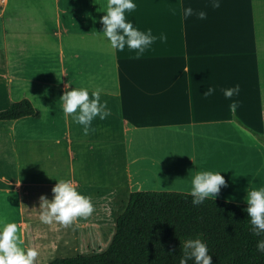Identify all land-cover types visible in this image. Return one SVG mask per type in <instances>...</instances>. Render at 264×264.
Instances as JSON below:
<instances>
[{
    "label": "crops",
    "instance_id": "1",
    "mask_svg": "<svg viewBox=\"0 0 264 264\" xmlns=\"http://www.w3.org/2000/svg\"><path fill=\"white\" fill-rule=\"evenodd\" d=\"M136 3L127 16L133 25L166 36L139 58L93 35L102 31L99 5L107 0H0V111L29 99L41 113L0 121L4 207L17 212L25 245L38 240L36 264L49 250L80 256L82 229L97 240L118 196L190 194L196 170L222 171L216 200L247 204L249 182L264 185V0H221L218 9L211 0ZM188 6L206 19L185 18ZM68 81L99 89L112 108L94 132L84 135L63 113ZM236 84L240 94L225 98L222 89ZM209 86L215 92L205 96ZM62 178L91 196L95 220L110 215L105 223L40 221V197L52 199Z\"/></svg>",
    "mask_w": 264,
    "mask_h": 264
},
{
    "label": "clouds",
    "instance_id": "2",
    "mask_svg": "<svg viewBox=\"0 0 264 264\" xmlns=\"http://www.w3.org/2000/svg\"><path fill=\"white\" fill-rule=\"evenodd\" d=\"M99 7L100 12L105 13L100 18L103 27L101 32L95 30L93 35L100 36L102 42L107 43L112 49L123 51L127 47L135 50V55L139 58L157 39L161 41L166 39L163 34L159 37L153 35L151 28L141 30L127 18L128 14L137 8L136 0H107L106 5L101 4ZM211 7L220 8L221 0H211ZM194 14L201 20L207 17L203 10L195 12L191 6L183 9L185 18ZM72 85L74 87H70ZM222 91L225 98L238 96L240 85L236 84ZM214 92L215 88L209 86L204 95L210 96ZM60 101L63 113L70 115L75 124L82 126L84 135L95 131L94 121L97 118L104 121L113 114L108 101L101 99L99 89L90 93L87 87L75 85L70 81ZM237 106L238 102L235 100L229 105L233 111ZM221 173L222 171L196 170L189 175L193 205H201L205 199H215L221 186H225V179ZM249 183L251 186L245 197L248 205L246 211L250 217L251 232L260 237L264 236V185L257 187L251 181ZM52 193V199L40 197L39 215L43 224L67 227L77 218L91 216L95 210L91 196L79 191L72 179H58ZM256 249L264 253V239L257 240ZM39 255L37 247L25 245L17 222L0 216V264H36ZM189 260H194V264H212L209 247L199 235L183 242L179 264H188Z\"/></svg>",
    "mask_w": 264,
    "mask_h": 264
},
{
    "label": "trees",
    "instance_id": "3",
    "mask_svg": "<svg viewBox=\"0 0 264 264\" xmlns=\"http://www.w3.org/2000/svg\"><path fill=\"white\" fill-rule=\"evenodd\" d=\"M40 116L29 99L0 111V121ZM192 199L181 192H132L104 253L56 258L50 264H179L183 242L198 235L209 247L212 264H264V253L256 249L264 236L251 232L247 204L205 199L197 206Z\"/></svg>",
    "mask_w": 264,
    "mask_h": 264
},
{
    "label": "rangeland",
    "instance_id": "4",
    "mask_svg": "<svg viewBox=\"0 0 264 264\" xmlns=\"http://www.w3.org/2000/svg\"><path fill=\"white\" fill-rule=\"evenodd\" d=\"M259 182L260 181H258V187L260 185ZM6 188H7V185L4 182H1V180H0V191H1L0 192V205L2 206L0 208V216H4L6 219H8L10 221L11 220L16 221L17 212L13 209H6L4 207V206H7L9 203L8 202L9 194L5 193ZM114 198H115V195H114ZM120 198H121L120 202L117 203V201H119ZM128 201H129V198H128ZM128 201H126V196H118L115 198L114 203L117 205H115L113 203L114 207L111 208V210H110V215L112 217L111 223L110 224L108 223L106 227H103V232H102V234H100V236L98 237L97 240H89V236H85V231L82 229V241L80 242L81 247L79 248V251H80L79 255L80 256H82V255L91 256V255H95V254H97V255L102 254L109 248V246L113 240V237L115 235V232H116L117 218L126 209V207L128 205ZM110 215L107 212H104L102 218H100L98 220H95V217H93L92 215L89 217H83V218L85 221L86 220H89V221L92 220V221H90V223L93 222L94 224L98 223V222H102V221L105 223V220ZM114 219H115V221H114ZM46 228L47 227L44 228L45 232L42 231V234L46 233V230H45ZM99 228L101 229L102 227H98V229ZM35 230H36V228H35ZM20 233H21V230H20ZM34 233H36V232L33 231V228L30 229V231H28V234L30 235V237H32V235ZM37 241L38 240H36V238H34V239L30 238L28 245L36 247ZM61 252L63 253V251H58V252L55 251L54 252L52 250L51 251L49 250L48 252H46L43 255L41 264H50L54 259L60 258V256H62V255H60Z\"/></svg>",
    "mask_w": 264,
    "mask_h": 264
},
{
    "label": "bare ground",
    "instance_id": "5",
    "mask_svg": "<svg viewBox=\"0 0 264 264\" xmlns=\"http://www.w3.org/2000/svg\"><path fill=\"white\" fill-rule=\"evenodd\" d=\"M260 170V169H259Z\"/></svg>",
    "mask_w": 264,
    "mask_h": 264
}]
</instances>
